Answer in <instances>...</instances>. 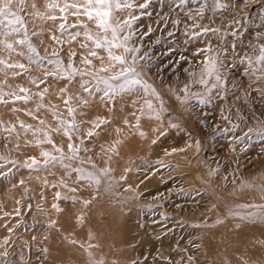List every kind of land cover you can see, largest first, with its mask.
Returning <instances> with one entry per match:
<instances>
[{"label": "rangeland", "instance_id": "rangeland-1", "mask_svg": "<svg viewBox=\"0 0 264 264\" xmlns=\"http://www.w3.org/2000/svg\"><path fill=\"white\" fill-rule=\"evenodd\" d=\"M33 2L45 18L35 14ZM130 2L136 6L119 15L121 19L138 17L125 34L131 36L128 46L139 49L135 55L143 57L137 60L138 68L167 108L159 120L151 118L148 109L141 110L145 99L159 107L151 95L145 97L139 91L115 98L103 92L89 94L80 87L88 76L45 77V69L52 68L46 60L32 65L0 50V59L23 63L27 69L0 65V90L25 95L19 91L22 87L32 97L27 103H13L6 96L10 102L0 103V157L4 158L0 159V264H210L202 234L212 219L223 217L216 227L264 225L259 217L242 220L222 213L227 199L264 204V136L257 131L264 129V73H253L259 66L249 65V58L254 62L264 46V0H221L223 8L206 7L203 16L195 14L203 0L195 4L188 0L184 6L178 0H149L144 9L139 4L145 0ZM46 3L28 0L31 15H25V21L31 42L41 56L55 59L51 53L56 52L65 64L87 70L81 60L92 45L82 35L75 41L69 38V33L84 29L58 30L61 21L46 18L52 14L45 9ZM75 22L69 17L68 24ZM88 28L97 31L92 23ZM204 28L213 31L204 32ZM82 42L89 47H82ZM94 50L107 63L106 53ZM71 52L76 55L70 60ZM210 56L217 57L220 80L214 74L207 77L206 86L192 83ZM88 59L100 67L99 60ZM17 71L21 74L14 76ZM186 84L190 93L208 102L200 103L196 96L187 103L177 100L186 96L181 91ZM41 92L42 100L36 95ZM41 103L44 107L37 110ZM68 107L75 109L79 132L73 133L71 141L63 130L51 132V138L65 152L68 143L79 144L80 159L90 158L97 168L110 169L104 180L113 183L111 191L101 186L97 192L96 186L81 184L71 169L65 175L59 164L45 165L40 153L52 151V146L37 145L32 131L20 128L21 123L54 128L53 110L70 120ZM40 119L46 124L40 125ZM250 128L253 131L245 137ZM89 130L94 133L91 137L86 135ZM29 157L39 163L25 167L31 163ZM242 182L251 187H241ZM65 196L75 199L65 200ZM85 200H91L87 207ZM81 214L83 223L77 221Z\"/></svg>", "mask_w": 264, "mask_h": 264}, {"label": "snow or ice", "instance_id": "snow-or-ice-1", "mask_svg": "<svg viewBox=\"0 0 264 264\" xmlns=\"http://www.w3.org/2000/svg\"><path fill=\"white\" fill-rule=\"evenodd\" d=\"M197 0H191V3L195 4ZM149 0H145L144 3L139 4L141 9L148 7ZM180 6H184L188 3V0H178ZM136 5L130 0H47L45 4V9L47 12L52 13L46 16L48 20L56 21L60 20L61 23L58 25V30L61 32H67L68 28L78 29L83 28V33L75 31L74 33H69V38L72 41L77 40L81 35L83 39L89 42L92 45V48L89 49L86 57L82 58L81 63L87 65V70L80 69L74 66L73 63L69 62L65 64L60 60L59 54L56 52L51 53L52 57L55 59L49 58V56H41L37 47L33 45L29 37V33L26 27L25 15H31L28 13V0H0V50H6L9 54L15 53L16 55L23 57L28 60L29 64L35 65L43 61H47L49 65H52V68L45 69V77L48 76H57L60 78H67L71 80L73 76L79 75L81 77L88 76L90 79L88 81L81 80L80 87L84 92L92 94L93 92L100 93L103 92L105 97L115 98L118 95H123L126 93H132L135 91L142 92L145 97L151 95L159 107H154L152 100L145 99L142 105L141 110L144 108L148 109L149 112L153 113L151 118L159 120L161 114L167 112V108L164 105L163 99L161 98L160 93L157 92L155 87L146 80L142 74V69L138 68L137 60L143 59V57H137L135 53L139 51L138 48L129 47L128 41L131 39L129 34H125V30L130 28L132 23L138 19L136 16H130V18L121 19L120 13H123L126 9H131ZM31 7L36 10V4L33 2ZM210 7L213 11L219 8H223L224 4L221 3V0H211L209 4L208 0H203L200 7L196 10V15L203 16L205 8ZM58 12L59 16L55 13ZM36 15L41 18L44 17V13H40L36 10ZM188 16L192 18L191 9L188 12ZM69 17L75 18V23L68 24ZM87 21V23L85 22ZM88 23L95 25L97 31L93 32L88 28ZM204 32L213 31L209 28H204ZM199 33H194L198 35ZM33 36L37 35L32 33ZM56 42H59V38L52 36ZM89 43L81 44L82 47L88 48ZM94 49L102 50L106 53L107 63H105V57L100 56L98 52ZM122 50V51H120ZM119 52V54H118ZM75 52L70 53L71 57L75 56ZM92 57L100 61V67L97 69L92 64V60L88 57ZM259 66L252 69L253 73L255 71H260L264 73V46L260 48L259 55L256 56L255 61L253 62L249 58V65ZM0 65H3L7 69H19L21 71H27L25 64L20 62L8 63L4 59H0ZM204 69L199 77V79H193L192 83L207 85V77L216 75L217 81L220 80L219 69H218V60L215 56L205 57L204 60ZM3 69H0L2 71ZM21 71L13 72L14 76L20 75ZM100 73H106L107 75H100ZM190 75L195 76V73H190ZM261 79V77H257ZM216 85H213L215 87ZM190 85H185L181 89L182 92L186 93L185 97L177 96L176 99L181 103H187L188 99H191L193 96L199 98L200 103H207L208 101L200 96L199 94H192L189 92ZM21 93L25 95H17L16 93L3 92L0 90V103L8 104L10 101L5 99L6 96H11V102L23 101L27 103L32 97L28 95V89L20 88ZM45 91H47L45 89ZM62 93L65 92V89L60 90ZM41 100L43 99V92L37 93ZM261 98L264 99V93H262ZM64 103L69 104V99H65ZM87 103V101H84ZM44 105L38 104L36 106L37 110L43 108ZM55 109V106H53ZM69 117H72L70 120H65L61 116L57 115V112L53 110L52 116L56 121V127L52 128L50 126L46 127H36L33 128L32 125L20 124V128L24 131H32L33 136L36 138V144H49L52 146V151H42L40 155L44 158L43 163L48 165L49 163L59 164L66 171L65 175H68V169H71V173L75 174L76 181H79L81 184L84 182L88 183V186H96L97 192L100 187L103 186L104 191L108 192L112 190L113 183H105L104 178L108 177L110 169L108 168H97L95 164H91L90 158L88 161L80 159L78 154L81 151L80 145L76 143H68L67 149L65 152L64 149L58 146L53 139L51 138V132H60L63 130V135L68 138L69 141L73 138V133L79 132V128L75 123L74 113L75 109L72 107L67 108ZM26 114L33 116V119H39L31 111H28ZM139 119V118H137ZM40 125H45L46 122L43 119L39 120ZM100 123H104L103 120ZM127 124V121H125ZM99 126V125H95ZM178 125L170 124V127H177ZM138 127V124H137ZM9 132L14 129H7ZM253 129H248V132L245 133V137L251 133ZM262 136H264V129H258ZM143 135V133H140ZM87 136L91 137L94 133L89 130L86 133ZM116 143H120L116 141ZM155 143V141H153ZM115 145H113V150ZM197 148H199V142L197 141ZM0 159H4L0 157ZM31 163H25V167L31 168L34 165L38 164L39 161L35 157H29ZM75 162V163H73ZM85 163L90 164V168H85L83 165ZM3 175V173H0ZM110 179V178H109ZM121 180L124 177L120 178ZM65 187H68L67 183H64ZM241 187H251V185L246 182H242ZM72 192H76V188H71ZM56 198H61L60 193H56ZM264 198V197H262ZM63 199H75L70 197H63ZM95 199V195L92 197ZM91 203V200L83 201L85 207ZM215 207V205H213ZM53 208L57 211L61 209L58 208L56 204H53ZM227 216L230 217H239L240 219H252L254 217H259L264 219V204H234L226 207ZM77 221L83 223V214L77 217ZM56 222L53 221L52 224ZM217 224L223 223V220L217 218ZM191 259V257H189Z\"/></svg>", "mask_w": 264, "mask_h": 264}, {"label": "bare ground", "instance_id": "bare-ground-1", "mask_svg": "<svg viewBox=\"0 0 264 264\" xmlns=\"http://www.w3.org/2000/svg\"><path fill=\"white\" fill-rule=\"evenodd\" d=\"M220 194L216 196L219 198ZM252 199L254 200V197ZM223 202L226 207L239 204L231 199ZM222 213L227 214L226 209H223ZM220 219L223 220V217ZM212 220L213 224L210 223V228H206V233L202 234V237L206 238L204 251L210 258V264H264V225L237 227L240 225L236 224L234 227L229 225L216 227L217 217Z\"/></svg>", "mask_w": 264, "mask_h": 264}]
</instances>
